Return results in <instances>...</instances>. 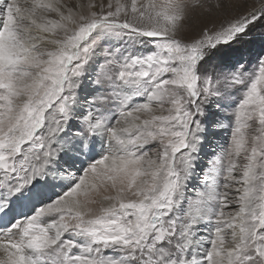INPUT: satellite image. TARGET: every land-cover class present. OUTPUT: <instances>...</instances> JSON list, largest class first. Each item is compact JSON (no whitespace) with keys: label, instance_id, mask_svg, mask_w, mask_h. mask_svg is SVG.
Listing matches in <instances>:
<instances>
[{"label":"snow or ice","instance_id":"obj_1","mask_svg":"<svg viewBox=\"0 0 264 264\" xmlns=\"http://www.w3.org/2000/svg\"><path fill=\"white\" fill-rule=\"evenodd\" d=\"M260 22L264 0H0V264H264V47H234Z\"/></svg>","mask_w":264,"mask_h":264},{"label":"rangeland","instance_id":"obj_2","mask_svg":"<svg viewBox=\"0 0 264 264\" xmlns=\"http://www.w3.org/2000/svg\"><path fill=\"white\" fill-rule=\"evenodd\" d=\"M248 5L258 4L259 0H247ZM219 20H217V23ZM211 27V24H209ZM199 27H196L192 32L189 33V36L195 37L198 34ZM235 48H243L244 50H250L252 55H255L261 47H264V22L257 23L255 27L249 32V34L244 38V43L238 44L234 46ZM222 90H223V86ZM211 105V111L217 112L219 111L222 116L230 115L231 109H219L215 104L214 99L209 101ZM225 124L228 123L227 120L224 121ZM215 135L209 136L208 142L204 143L203 150L198 153L197 163L199 168L196 169L197 176H200L203 179V174L200 172L201 168H204L207 171V166L209 165V161L214 159L213 153L221 154L223 146L229 138V131L225 129H221L219 127H214L212 129ZM71 163V162H70ZM65 169H67V165H64ZM80 167V161H75V167L71 169L72 172H75L76 168ZM62 175H66V173H62ZM195 183V180H193ZM193 191V189H190ZM3 190H0L2 193Z\"/></svg>","mask_w":264,"mask_h":264},{"label":"bare ground","instance_id":"obj_3","mask_svg":"<svg viewBox=\"0 0 264 264\" xmlns=\"http://www.w3.org/2000/svg\"><path fill=\"white\" fill-rule=\"evenodd\" d=\"M81 159H83V158H81ZM77 161H79V160H77Z\"/></svg>","mask_w":264,"mask_h":264}]
</instances>
